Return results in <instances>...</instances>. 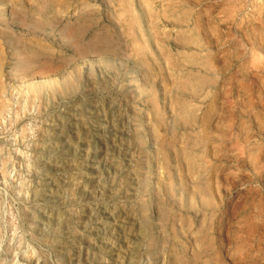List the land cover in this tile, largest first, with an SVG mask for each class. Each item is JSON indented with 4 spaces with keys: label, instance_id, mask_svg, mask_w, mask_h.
Here are the masks:
<instances>
[{
    "label": "rangeland",
    "instance_id": "obj_1",
    "mask_svg": "<svg viewBox=\"0 0 264 264\" xmlns=\"http://www.w3.org/2000/svg\"><path fill=\"white\" fill-rule=\"evenodd\" d=\"M0 264H264V0H0Z\"/></svg>",
    "mask_w": 264,
    "mask_h": 264
}]
</instances>
